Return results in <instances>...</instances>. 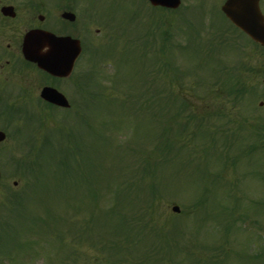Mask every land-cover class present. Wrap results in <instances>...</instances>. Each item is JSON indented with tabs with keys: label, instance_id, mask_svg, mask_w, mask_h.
<instances>
[{
	"label": "rangeland",
	"instance_id": "374dc122",
	"mask_svg": "<svg viewBox=\"0 0 264 264\" xmlns=\"http://www.w3.org/2000/svg\"><path fill=\"white\" fill-rule=\"evenodd\" d=\"M46 1L52 8L53 3ZM88 1L94 7L84 16L89 30L83 40L86 52L77 63L74 75L83 71L90 73V79L93 77L94 84L88 86L87 96L82 94L83 99L101 97L86 102L81 117L67 115V125L76 133L74 138L62 136L60 141L49 130L41 134L45 131L41 128L31 138L32 144L37 145L39 159H43L42 182L52 183L54 177V171L46 165L50 159H57L58 153L52 148L61 149L60 157L64 156L68 162L64 167L72 172L70 176H80L75 179L63 177L58 169L50 195L38 192L37 184L19 197L13 211L2 214L7 210L4 202L8 193L21 194L29 183L28 177L15 167V160L21 156V147L13 131L15 129L29 138L31 134L19 120L9 124L0 120V129L6 134L0 142V243L9 245L6 257L0 253L1 264H136L140 260L130 254L125 256L122 251L103 250L102 243L124 246L125 243H188L197 245L195 252L206 256L207 264H213L214 259L223 260L222 254L227 255L223 249L228 247L231 253L228 252L227 264H264V257L247 263L240 256L252 254L264 244V211L261 209L264 207V102L261 106L258 104L264 101V52L240 32L231 29L218 11L223 0H181L180 8L172 13L151 10L143 5L142 0ZM51 15L46 23L49 27H67L72 35H79V22L63 27L58 18ZM147 29L152 30L153 41L148 45L143 39L137 40V36L146 34ZM217 29L219 34L225 32L231 36L246 52L242 51L239 56L237 46L230 43L228 37L226 41L216 44V39L214 43ZM163 31L170 33L169 42L172 44H183L182 38L188 40L187 35L197 37L189 48L170 47L167 51L160 36ZM19 45L17 39L0 40V79L9 82V91L13 92L17 85L27 90L29 99H19V103H27L34 113L36 107L46 127L57 128L59 123L63 126L66 111L56 110L50 115L47 112L49 107L37 103L40 87L47 80L30 66L18 68V59L22 58ZM162 60L170 63L176 73L188 70L183 72V84L176 85L175 90L189 96L184 100L191 110L205 118L203 122L207 127L202 126L194 133L190 124V134L182 129L177 133V125L167 122L165 132H160L167 116L171 115L169 113L179 109L178 101L168 107L165 105L162 83L149 84L144 79L146 74H167L154 71L160 67L167 69L160 64ZM152 61L160 65H152ZM114 70L118 84L111 78ZM229 75V83L240 75L248 88L243 101L235 102L225 93L224 82H228ZM74 79L76 76L59 81L70 96H76L70 86ZM203 79L204 85L197 83ZM214 79L218 80L214 82ZM130 92H134L135 97L126 96ZM107 93L114 97L106 96ZM141 93L151 94V97H140ZM18 101L10 100L12 105ZM141 102L152 104V107L141 106ZM73 105L72 110L78 113L84 108H79L78 102ZM2 107L0 104V110ZM177 120L187 121V111ZM102 133L111 137L113 145ZM74 140L76 144H70ZM170 140L173 143L179 140L168 147L171 153L160 151ZM181 142L190 147L180 145ZM76 148L85 157L78 160L80 164L71 160L70 153ZM165 153L170 158L160 162ZM145 155L146 161L157 162L151 172L154 184L147 180L156 194L153 207L146 211L139 208L142 194L147 193L128 185L118 196L125 205L119 211L129 222L149 221L158 228V234L146 233L140 225L125 235L119 233L113 223L109 224L116 217H104V213L109 211L114 184L131 180L137 174L132 168L139 167ZM159 164L161 166L157 167ZM226 164L231 165L224 166ZM89 178L100 191L94 200L96 209L99 208L90 211L85 208L86 199L83 197ZM89 195L93 197L96 193L90 192ZM67 199L71 207L65 204ZM172 205H178L179 211L173 212ZM233 205L236 209L232 208ZM234 214H246L238 218L247 221L237 220ZM86 220L90 222L84 223Z\"/></svg>",
	"mask_w": 264,
	"mask_h": 264
},
{
	"label": "trees",
	"instance_id": "16d2710c",
	"mask_svg": "<svg viewBox=\"0 0 264 264\" xmlns=\"http://www.w3.org/2000/svg\"><path fill=\"white\" fill-rule=\"evenodd\" d=\"M157 60H155V62ZM153 62L154 61H152V63ZM155 62L153 64L155 66H158L159 64H155ZM161 64H164L167 69L163 70L160 67L159 69L154 70V71H156L157 74L161 73L162 71L167 73V74H159L158 76H154L153 74H151V75L146 74L144 79L147 82H150V84L151 83H158V82L161 83V80L166 81L168 86H166V84L161 85V88H163V90L165 91V93L164 92L163 93L168 94L167 96L169 99L180 97L181 101L179 104V109L177 111H174L170 116H168V118H166V120H167L168 124L177 125V127H176L177 133L180 132V129H182V131L189 133L188 130L190 127V123H193V124L197 123L199 125H202L203 118H202V116H199L198 114H196L194 112V110H191V107L188 104V102L181 98L180 95H182V94H180V92L182 93V91L180 90V87H182V86L181 85L179 86V90H180L179 92H177L175 90L178 88V86H176V85L183 84V82L181 81L183 78L182 77L183 73L182 72L176 73L173 70L170 63H168L166 60H162ZM235 77L236 78L233 81H231L230 83H229L230 78L228 79V82H224V85H225L224 89H225V93L228 96L237 98V97L243 95L244 91L246 90V87H245V84L241 81L240 75H237ZM176 81H178V83H176ZM140 96H147V94L141 93ZM140 105L141 106H150L149 104H146L144 102H142ZM151 106H152V104H151ZM185 111H187V121H185V120L182 121L184 123L179 122L177 120V117ZM165 130H166V127L163 126L162 130L160 129V132L164 133ZM162 134H161V136H162ZM177 142H179V140L175 141L174 143L170 140L169 143L166 144L165 148L168 149V147L169 148L171 147L170 145L173 146ZM30 153L31 152H28L27 154H30ZM36 158H37L36 155H34V157L31 158V161L35 162ZM57 161H58V163L62 164L63 158H60V161L59 160H57ZM35 163L37 164L38 161ZM148 163H149V161H146L145 159H143V162H142L143 171H145V167ZM154 164H156L155 161H154ZM56 165H58V164H56ZM63 169H64V167L62 168V172H63L62 176L63 177L65 175L68 176V174H69L68 170L64 171ZM145 173L147 176L152 175L151 173L149 175L148 171H146ZM146 175L144 174L145 178H147ZM151 178H152V176H151ZM89 182L91 183L92 181H90V179H88V183ZM128 185L130 186V183H128ZM116 189H117V187H116ZM116 195L114 196V198L111 199V204L108 207L109 211L106 213V216L109 214L110 215H112V214L117 215L118 214V217L116 218L117 223L114 224L113 226H114V228L117 229V231L119 233L123 232L125 235H128L129 230H130V226H128L126 224V220H125L124 216H122V214L119 211V210H123L125 208V205L121 201V199L118 198V196H116ZM90 200H92V199L89 198L88 201L85 200V202H89V206L92 208L96 207L95 203L90 202ZM154 202H155V197H145L144 198V196H143L142 204L139 206V208L144 209L145 211L150 210L153 207ZM140 224H141V230L146 231V233L158 234V228L153 226L154 224H150L149 221H145L143 223L140 222ZM136 225L137 224L135 222V226L131 227L132 231H134L136 229ZM161 231H163V230L161 229ZM7 244L8 243H5V244L1 243L2 246L7 245ZM190 244H192V243H190ZM101 245H102L101 249H103V250L109 249V250H111L110 252L122 251V254L125 256H127V254H130L133 257L139 258L140 260L137 261L136 264H173V263L175 264L178 261L181 262L180 264H207L208 263L206 256H204L200 252L199 253L195 252L197 245L190 246V245H188V243H141V244L125 243V246L123 244L121 245V243H102ZM0 249H2L1 246H0ZM261 255H264V248L260 252L255 253L254 255L246 253L244 255L241 254L240 256L243 257L245 259V261H247V263H251V262H255L258 259L256 257L261 256ZM211 263H213V264H227L225 259L224 260H217V259L212 260ZM124 264H133V263L126 262Z\"/></svg>",
	"mask_w": 264,
	"mask_h": 264
},
{
	"label": "water",
	"instance_id": "95a60500",
	"mask_svg": "<svg viewBox=\"0 0 264 264\" xmlns=\"http://www.w3.org/2000/svg\"><path fill=\"white\" fill-rule=\"evenodd\" d=\"M150 1L152 4L169 7H176L179 3V0ZM222 10L235 25L264 45V17L259 11L258 0H226ZM22 52L26 59L36 62L46 71L67 75L79 52V43L69 37H58L48 31L34 29L24 36ZM41 96L49 101L66 105L64 98L51 88H44ZM3 138L4 133L0 132V140ZM172 209L178 211L176 206Z\"/></svg>",
	"mask_w": 264,
	"mask_h": 264
},
{
	"label": "flooded vegetation",
	"instance_id": "af4514ba",
	"mask_svg": "<svg viewBox=\"0 0 264 264\" xmlns=\"http://www.w3.org/2000/svg\"><path fill=\"white\" fill-rule=\"evenodd\" d=\"M50 3H53L52 8L48 6L46 0H0V40L17 39L21 42L23 35L34 28L49 29L57 35H72V32L68 31L66 26L73 24L76 20L82 22L80 23L81 27L78 28V34L84 35L87 31L89 32L84 22V16H87V0H50ZM5 6H10V8L5 9ZM260 9L264 13V5L260 4ZM65 11L73 13L74 20L67 21L63 19L61 15ZM51 13L55 19L58 18L64 25L63 27H66L65 29H53L46 24ZM19 67L23 69L22 66ZM45 79L47 80L46 85H53L66 94V90L61 85L55 84V82L65 78L47 76ZM79 86V82L74 85L76 88ZM7 99L8 95L5 91L4 82L0 79V101Z\"/></svg>",
	"mask_w": 264,
	"mask_h": 264
}]
</instances>
